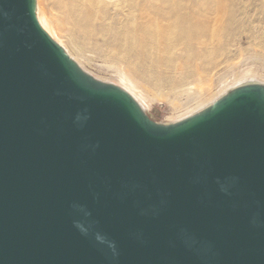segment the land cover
Returning a JSON list of instances; mask_svg holds the SVG:
<instances>
[{"label":"water","instance_id":"obj_1","mask_svg":"<svg viewBox=\"0 0 264 264\" xmlns=\"http://www.w3.org/2000/svg\"><path fill=\"white\" fill-rule=\"evenodd\" d=\"M0 264H264V86L162 124L0 0Z\"/></svg>","mask_w":264,"mask_h":264},{"label":"bare ground","instance_id":"obj_2","mask_svg":"<svg viewBox=\"0 0 264 264\" xmlns=\"http://www.w3.org/2000/svg\"><path fill=\"white\" fill-rule=\"evenodd\" d=\"M36 16L83 70L128 93L148 115L151 95L142 80L156 93L184 97L179 115L162 124L197 114L235 88L264 86V73L256 70L237 73L216 90L211 79L241 30L253 39L264 33V0H36ZM90 52L117 68V83L85 68Z\"/></svg>","mask_w":264,"mask_h":264},{"label":"rangeland","instance_id":"obj_3","mask_svg":"<svg viewBox=\"0 0 264 264\" xmlns=\"http://www.w3.org/2000/svg\"><path fill=\"white\" fill-rule=\"evenodd\" d=\"M239 35L240 38H237V41L230 47L231 54L228 62L222 67L216 68L211 75L214 90L218 89L227 78H232L237 73H243L247 70L264 73V33L260 34L259 39L251 38L250 34L243 30L240 31ZM87 55H89V60L84 65L88 71L91 70L92 75L100 76V78L111 83L118 82L117 80L120 77L117 68L105 63L99 52H90ZM141 85L151 95L152 106L150 107L149 116L158 122L172 114L179 115L181 112L179 109L184 107L181 106V103H187L184 97H180L179 101L178 99L174 100L170 93L164 95L163 93H156L144 80L141 81ZM155 93L158 95L157 97Z\"/></svg>","mask_w":264,"mask_h":264}]
</instances>
